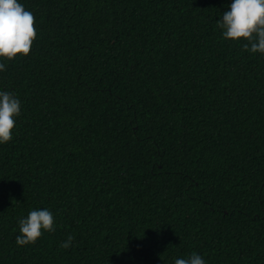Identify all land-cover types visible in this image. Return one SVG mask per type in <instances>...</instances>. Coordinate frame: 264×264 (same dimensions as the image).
I'll use <instances>...</instances> for the list:
<instances>
[{
	"label": "trees",
	"instance_id": "16d2710c",
	"mask_svg": "<svg viewBox=\"0 0 264 264\" xmlns=\"http://www.w3.org/2000/svg\"><path fill=\"white\" fill-rule=\"evenodd\" d=\"M19 2L37 38L0 59L21 101L0 264H264V54L222 36L232 0ZM45 208L55 232L18 246Z\"/></svg>",
	"mask_w": 264,
	"mask_h": 264
},
{
	"label": "clouds",
	"instance_id": "9594fccd",
	"mask_svg": "<svg viewBox=\"0 0 264 264\" xmlns=\"http://www.w3.org/2000/svg\"><path fill=\"white\" fill-rule=\"evenodd\" d=\"M225 39L240 40L243 50L264 54V0H232L229 10L217 20ZM37 38L35 16L19 0H0V59L13 60L17 55L30 54ZM5 64L0 62V71ZM21 112V101L13 93L0 91V144L12 139L16 117ZM55 217L48 209H34L18 220V246L35 244L44 232H55ZM75 237L72 234L62 241L60 247L68 249ZM174 264H205L201 255L193 252L186 258H176Z\"/></svg>",
	"mask_w": 264,
	"mask_h": 264
}]
</instances>
